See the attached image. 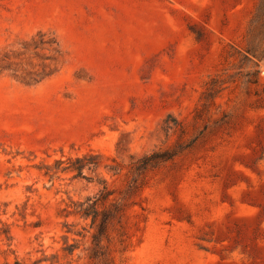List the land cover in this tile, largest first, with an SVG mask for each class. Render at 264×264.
I'll return each mask as SVG.
<instances>
[{
  "label": "rangeland",
  "instance_id": "obj_1",
  "mask_svg": "<svg viewBox=\"0 0 264 264\" xmlns=\"http://www.w3.org/2000/svg\"><path fill=\"white\" fill-rule=\"evenodd\" d=\"M0 264H264V0H0Z\"/></svg>",
  "mask_w": 264,
  "mask_h": 264
},
{
  "label": "trees",
  "instance_id": "obj_2",
  "mask_svg": "<svg viewBox=\"0 0 264 264\" xmlns=\"http://www.w3.org/2000/svg\"><path fill=\"white\" fill-rule=\"evenodd\" d=\"M79 161L81 160H78V162ZM73 170L79 174L81 172V168L79 167H74ZM108 195V192L104 190L99 194L98 198L92 197L87 198L82 202L73 203L72 211H70L69 213L74 216H79L83 220L89 219L91 225H93L97 221V219L100 218V221L97 225V231L95 234L92 235L93 242H96L98 238L102 235L103 231L105 230V224L109 219L107 213L104 210H100L97 206L98 202L103 204Z\"/></svg>",
  "mask_w": 264,
  "mask_h": 264
}]
</instances>
